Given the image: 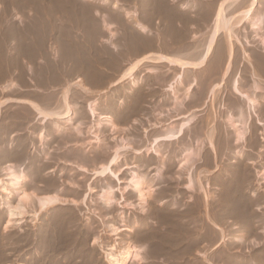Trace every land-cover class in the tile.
Segmentation results:
<instances>
[{"label": "rangeland", "instance_id": "374dc122", "mask_svg": "<svg viewBox=\"0 0 264 264\" xmlns=\"http://www.w3.org/2000/svg\"><path fill=\"white\" fill-rule=\"evenodd\" d=\"M223 1L225 0H106L104 2L103 0H0V153L3 154H0V179L4 177H2V169L5 165H19L22 166L28 177L27 182L23 185L24 191L28 193L34 190L36 192L37 189L38 192L36 194L39 196L46 195L47 193L55 194L61 198V203L52 206L46 212L40 213L35 224L30 223L29 219L26 218V222L21 224L19 228H9L8 231H4L6 215L4 208L0 207V264H40L44 260L46 261L43 264H106L101 249L96 245L98 242L95 243V241L99 240V243L104 246L112 244L114 241L112 239L113 236L110 235L111 227L123 229L118 234L117 243L132 244L143 251L145 258L141 263L131 261L128 264H242L240 261L242 257L240 255H255L258 251L260 252L264 249L262 237V232L264 231V183L260 186L257 185L256 182H262L263 177L260 176L257 180L254 176L255 170L258 171V175L259 173H264V148L260 150L259 148H255L254 152H252V149L246 147L248 146L246 145L243 150L244 154H248V151H251L252 157H254V163L246 166L252 167L251 173L252 175L254 174L252 179H255V183L253 181V185L250 187L251 190L246 192V194L249 197L250 194L256 193L252 199H256L257 197L261 199L253 204L255 212H252L254 220L251 230L242 229L238 218L235 219L231 216L228 218L223 217V219L222 217H218L210 207L208 209L205 208V211L203 209L204 198L202 193L187 192L184 189L185 186H183L186 184V181L184 182L185 174H182L178 180V174L176 173L178 170L177 166L182 161L181 151L183 150L180 148H186L182 145L187 144L186 146L192 149L196 146V138H203L204 132L211 128L215 134L222 135L226 131L224 129L226 128L224 120L227 114L230 113L234 116L232 110L235 103H238V99L228 86H223L218 90V83L220 81L213 78L217 75L212 76L217 71H215L217 69L215 67H218V70L222 71L223 59L225 60L223 58L224 54L222 53L221 56L223 63H219L222 67L218 66V63H215L216 66H214V59L210 58V62L213 63V65L210 64L212 68H210V72L206 69L209 60L202 70L191 69V71L187 70L185 72L189 74L186 75L190 76L191 79L192 77L197 79L195 81L198 86L196 85L190 92L193 100H191L192 98L190 101L187 100L182 106V109L186 107L185 110L180 109L179 114L171 109L173 105L170 104L171 97L164 91L166 83L171 81L180 72L178 68L167 67L165 63L153 64L143 62L132 75L134 85L132 81L127 80L114 85L121 77L120 73H123L131 63L151 52L150 46L155 42L154 36L156 34L163 35V41L169 42L167 43L169 45L166 44L165 48L169 46L170 48L173 47L172 49H177L182 45H179L180 43L185 44L186 39L187 41L191 40L192 37L190 35H192L194 40L192 39V43H188V47L190 45L189 48H192V45L200 42L201 45L199 43L198 45L202 48L200 49L199 47V49L201 52H204L202 50L205 44L203 40L210 33V23L213 15L209 14L205 18L203 16L207 15L208 11V13L212 12ZM247 1L245 0L239 11L235 13L231 12L230 15H238L242 10L246 9L248 6L246 4L248 3ZM159 3L162 7L156 6ZM155 6L156 9L157 7L163 8L162 11L160 9L158 10L161 12L152 10ZM166 11H169L171 14ZM126 13H134L135 19H130ZM153 13H157L158 15ZM161 14H164V16L170 14L169 16L176 19L174 21L173 18L169 16L165 18L163 15L160 17L159 15ZM198 14L200 17H198ZM182 16H185V19ZM167 18L171 20L168 22ZM186 18H193V23L191 21L184 22V20H187ZM201 20H203V23L204 20L207 21L203 24ZM136 23L144 26L146 32H141L136 27ZM199 23L206 26L204 28L200 27ZM185 26H187V29L182 28ZM189 26L193 29L189 30ZM196 26L200 28L198 30L197 28L194 29ZM173 27L176 29L173 30ZM242 27L247 31L246 25H242ZM197 37L200 38L198 39ZM166 38L173 41L170 43ZM182 38H186L184 39L185 41ZM254 38H251L250 44L257 46L256 42L258 43V41H253ZM174 40L176 42L181 41L175 45ZM223 40L224 37L219 40L221 43L218 42L222 50L224 49ZM240 41L242 42V40ZM132 44L134 46H131ZM135 44H137L141 51L136 49ZM143 46L145 50L142 48ZM128 49L132 51H128ZM256 50L254 47H249L248 45L240 47L234 44L235 62L229 80L234 75L237 76L242 84L241 90L243 89V91L247 89L250 81L247 77L248 73L245 74L244 72L245 70L248 71V65L241 57L248 55L249 57L258 58L260 54H264ZM130 51L134 52L133 54L131 53L132 56L128 55ZM254 55L258 56L255 57ZM124 56L129 59L127 58L126 60ZM116 58L120 60L119 63L116 62L118 61ZM121 58H124V63H122ZM112 59L113 61H111ZM117 63L119 65L122 64L119 66ZM116 66H119L120 69ZM203 72H206L209 74L208 77H211V80L207 78V83L213 80L214 83H210L212 86L209 83L207 84L208 86L206 85L204 77V80H201ZM97 73L100 75V80H104L101 82L98 76V80L101 83H97L98 80H95L97 79ZM101 73L104 76L106 75V78ZM165 74L167 80H165L166 77H164V80L166 82L162 79ZM194 74H197V78ZM198 75L201 76L198 78ZM159 77L165 84L159 80ZM155 78L161 84L158 81L156 82ZM188 79L189 77L187 81ZM191 79L189 80L191 81ZM198 79L201 81L199 82ZM77 80L83 83V86L88 90L87 94L75 86L74 83ZM184 82L183 85L187 87L185 84L188 83ZM201 82L205 83L206 86ZM9 83H13L15 88L13 87L9 91L4 90ZM202 87L204 88L202 89ZM212 87L214 90L212 96H210L208 90ZM181 88V91H184V88ZM63 91L68 92L67 97L68 101H70V106L72 108L76 107V111L79 112L76 116L77 112L74 111L75 108L73 109L76 113L74 115L76 119H73L72 123L80 124L82 122V125L85 126L92 124L90 123L91 118L88 116L85 108L90 101L94 102L97 99L96 103L98 105L96 106L98 107H96V111L100 112L101 115L109 116L113 126L117 127V130H114L116 133L112 132L114 133L112 134L109 131L111 130L110 127L101 126L99 132L103 135V139L100 138L105 142L104 145L101 144L100 146L99 143H91V141H94V138L92 139L90 136L84 139L76 138L78 141L80 139L79 143L74 138L72 140L67 130L71 132L69 128L76 124L68 126L67 123L64 124L61 120L59 122L57 119H50L41 123L40 119H35L36 112L31 111L32 109L29 108L28 104L35 103L41 108L45 104V107L48 105L46 109L56 108L57 103H60ZM256 96L255 101L258 102L257 114L261 115L260 121L264 124V88ZM136 103L139 104L141 109L134 107ZM168 107H171V110ZM131 109H134L135 112ZM168 110L174 114L168 112ZM158 112L163 116L159 115ZM186 114L192 115L191 119L194 120H191L185 134L178 141L162 142L159 146L160 149L158 148V151L162 150L159 152L162 154V156H158L159 159L157 156L151 154L149 149L151 148V140L154 137L152 135L155 133L156 136L158 135L157 132H161L160 129L153 127L157 123V126L161 127L166 125H174L176 127L186 120L185 117H182L186 116ZM118 116H120L119 119L117 118ZM255 122L256 119L253 118L251 122L253 124H251L253 137L258 139L260 145H264V127L257 126ZM55 123L57 125L62 124L61 127L64 125V127L68 126L69 128H63L56 132V128L52 125ZM14 124L15 126H13ZM228 131L232 133L229 128ZM38 133L45 135L46 142L43 146L40 143L38 144L39 140L36 135ZM65 134L70 137L69 139L72 142ZM59 135L62 139L66 137L67 140L65 139L64 142L63 140L60 141ZM119 137L126 140L127 144L129 142L130 148L119 153L122 159L119 158L120 162L116 166L117 168L115 167L117 171H120L117 176L118 181L110 176L93 179V176L90 174L91 171L107 163L112 151L116 148L114 140L115 138L120 139ZM59 141L64 145H59ZM67 142L75 144L71 154L68 151L72 147H67L69 145ZM55 144L59 145L58 148L54 146ZM204 145V152H209L210 148L206 142ZM102 146H107L106 150L99 151L98 147L101 148ZM59 150H64V153L59 154L57 152ZM231 150L234 152L235 148ZM257 151L261 155L259 160L256 155ZM81 152L82 154H80ZM22 155L25 156L21 157ZM74 155L75 157L76 155L79 156L77 157L79 160H74L76 159ZM50 156L53 158H49ZM83 158L85 162H79L83 161ZM230 160H237V158L231 154ZM217 164L218 160L217 162L215 160V163L212 165H205L200 162L196 164L193 173L202 171V168H204L205 171L200 172L202 175H205V179L214 178L218 174ZM78 166L85 167L88 173L78 171L76 168ZM159 170H161L163 180L159 182L155 181V185L152 186L155 197L153 196V199H151L150 196L147 199V207L145 205L143 209H140L136 194L128 183L130 174L141 175L145 177L146 182H151V179H156L155 175H157L156 172ZM177 180L179 183H177ZM106 184L114 188L116 198H119L121 196L120 193H123L124 202L120 204L121 207L124 206L123 208L115 205L106 208L99 202L97 197L100 194V190L106 187ZM147 188L145 187L142 190L147 192L149 190ZM89 189H92L94 192H89ZM17 191H11V197L8 199L10 205H15ZM206 192L210 196L208 203L210 205L215 204L217 201L215 197L217 192L216 186L211 183V185L207 186ZM85 193L89 194L88 198L81 203L82 196ZM1 197H4L2 193H0ZM173 199H175L174 203ZM172 204H174L173 208H171ZM53 213H57L55 214L56 216ZM164 213L166 215L173 213L174 217L177 216L175 218H179L180 216L182 222H187L186 224L183 222V224L190 229L180 234L170 232L162 219L165 216ZM182 215H184L183 218L181 217ZM69 216L72 217L69 218ZM57 217H60L59 221ZM61 217H64V219ZM215 225L223 230L224 236H219L220 231ZM191 227L195 228L191 229ZM24 237L31 240H25ZM49 237L51 238L49 239ZM61 238H63V241L59 240ZM37 239L39 241L41 239V241L38 242ZM52 239L56 241L53 243ZM57 239L61 242L58 243ZM236 239H241L242 246L234 242ZM42 241L45 245H43ZM252 241L259 246L253 245ZM24 243L26 244L24 245ZM55 246L59 252L56 251ZM58 246L60 249H58ZM39 247L40 249H37ZM43 247L46 251L43 250ZM248 248L250 249V254L245 253ZM43 255H45L46 259ZM41 260L43 261L41 262Z\"/></svg>", "mask_w": 264, "mask_h": 264}, {"label": "bare ground", "instance_id": "6f19581e", "mask_svg": "<svg viewBox=\"0 0 264 264\" xmlns=\"http://www.w3.org/2000/svg\"><path fill=\"white\" fill-rule=\"evenodd\" d=\"M84 1H94V0H84ZM104 1H106V0H103V2ZM155 1V0H154ZM230 2V5H232V4H237V6L235 7L234 5V8L233 9H231V11H229L228 10V7H224V5H223V3H224V1L223 2H221L218 6H216L213 10H212V12H210V13H208L207 12V15L205 16H203V18H205V17H207L209 14H212L213 16H212V19H211V23H210V34L208 35V37L205 39V40H203V42L204 43H206V45H205V47L202 49L204 52H201L200 51V49L202 48L201 46H199L198 45V43L200 44V42H197V44H194V45H192L191 47L192 48H189L190 47V45H189V49L188 50H190V51H187L186 49H185V51L187 52L186 54H183V55H181V52H180V50L181 51H184V45L186 44H184L183 45V43H180V41L181 40H179V41H177L178 42V44L179 45H181V46H177L178 48L177 49H172L173 50V52H176L177 54L179 53V57H183V58H189L190 60L192 59V61L193 60H195V61H193V62H189V63H192V64H188V63H185L186 61L183 59V61H185V62H182L181 61V58H178L177 56L178 55H176V56H174V57H176V58H173V57H168V56H164V54L163 53H159V49L158 48H161V49H163V50H168V49H170L169 48V46H168V49H164L165 48V46H166V44L167 43H169V42H165V41H163V40H161L162 39V37H161V35L160 34H156L155 36H156V40H155V42H153V44L150 46L151 47V50H153L152 49V47H154V48H157L158 49V53L156 52V53H154L155 51H152L153 53H148V54H145L144 56H142L140 59H137L136 61H134L133 63H131L130 65H129V67H127L124 71H123V73H120L121 74V77L114 83V85H116V84H118L119 82H121V81H125V80H127V81H132V83H133V85L135 84L134 83V78L132 77V75L136 72V70H138V66L140 65V64H142L143 62H149V63H153V64H162V63H165L166 65H167V67L169 66V67H171V66H175V65H177V67H178V69H179V73L174 77V78H172L171 79V81H169V82H167L166 83V88H165V92H167L169 95H170V97H171V103L170 104H173L172 105V108L171 109H173L174 111H175V113L176 112H178V114L180 113V109H182V106H183V104L187 101V100H189L190 101V99L191 100H193V96L191 97V94H190V92L192 91V89H194V87L197 85L198 86V84L196 83V81L195 80H197V79H195V78H193L192 77V75H191V77H192V79L190 78V76H187V75H189L188 73H185V72H187V67H190L191 69H197V68H201L200 70H202L203 69V67L207 64V61L209 62V67L208 68H211L210 67V64L211 65H213V63H214V66H216L215 65V63H223L222 62V59L223 58H225V60L223 59V61H224V63L222 64V66L219 64L218 66H220V67H222L221 69H222V71H220V70H218V67H215V68H217V69H215V71H216V73H213L212 74V76H215V75H217L216 77H218V78H216V77H213L214 79H219V83H218V90L221 88V87H223V86H228L229 88H230V90L233 92V94L236 96V98L238 99V103L236 104L235 103V105H234V107H233V110H232V114L234 115V116H232L230 113H228L227 114V116H226V118H225V123H226V128H224V129H226V131H224V133H222V135L220 134H215L214 133V130L211 128V129H209V130H206V132H204L205 134H204V137L203 138H196V146H194L192 149H191V147H187L186 145H182L183 147L185 146L186 148H182L181 146V150H183V151H181L182 152V158H181V163H179V165L177 166V171H176V173L178 174H175V175H177V177H178V180H179V177L182 175V174H185V180H184V182L186 183H184L185 185H183V186H185L184 187V189L187 191V192H190V193H202V196H203V198H204V208L203 209H205V208H212V210H214L215 211V213L218 215V217H234L235 219L236 218H238V220L240 221V223H241V226H242V229L243 228H245V230H248V229H252L251 228V226H252V224H253V216H252V212H255V210H253V204H255L257 201H259V200H261L260 198H256V199H252V197L256 194H250L249 195V197L247 196V194H246V192H248L249 190H251L250 189V187H252V185H253V181L255 180V179H257L258 180V177L260 178V176H262L261 178L263 179V181L262 182H256L257 183V185H261V184H263L264 183V173H262V174H260L259 173V175L257 174L258 173V171L257 170H255V179L253 180L252 179V173H251V170H253L252 169V167H248L249 165H252L253 163H254V157H252V152H254L253 150L255 149V148H259V150L260 149H262V148H264V145H260L259 144V141H258V139H256L255 137H253V130H252V127H251V122H252V119L253 118H255L256 119V125L257 126H262V127H264V124L262 123V121H260V116L257 114V106H258V102L257 101H255V97H257L256 95H257V93H259V92H261L262 90H263V88H264V78H263V76H264V54L262 55V54H260L259 56L260 57H258V58H253V57H249L248 55H244L243 57H241V58H243V60H244V62H246L247 63V65H248V71H244L245 72V74H247L248 73V75H247V77L249 78V81H250V84L248 85V87H247V89L246 90H244L243 91V89L241 90V87H242V84H241V82L239 81V79H238V77L237 76H235L234 75V77H232L231 78V80H229L230 79V75L232 74V68H233V64H234V62H235V53H234V44H236V45H238V46H240V47H244L245 45H248L249 47L251 46V47H254L255 49H257V50H259V52H262V53H264V28H263V25H264V10H263V12L261 11H259L260 9H258V8H261V7H258V8H255V3H256V0H251V2H250V4H249V6L246 8V9H244V10H242L238 15H235L234 14V16H231L230 15V13L231 12H237V11H239V10H237V9H240V8H238V7H240L239 5L242 3L240 0H229ZM243 1V0H242ZM244 2H245V0H244ZM243 2V3H244ZM158 3V2H157ZM226 3V2H225ZM224 3V4H225ZM153 4H154V2H153ZM155 4H156V2H155ZM163 5V4H162ZM156 6H160V3H159V5L157 4ZM156 6L152 9V10H158V9H160L161 11H162V9L163 8H160V7H162V6H160L159 8L157 7V9H156ZM212 6V5H211ZM243 6V5H242ZM242 6H241V8H242ZM246 6V5H245ZM263 6V5H262ZM167 7V6H166ZM165 8V7H164ZM213 8V7H212ZM211 8V9H212ZM211 9H209V10H211ZM167 10V9H166ZM206 10V9H205ZM159 11V10H158ZM156 11L157 13H159V12H161V11ZM165 12V11H164ZM166 12H168V13H170L169 11H166ZM176 12V11H175ZM203 12V11H202ZM157 13H153V14H155V15H158ZM204 13H205V11H204ZM204 13H202V14H204ZM160 14V13H159ZM171 14V13H170ZM170 14H168V16L170 15ZM183 14V13H182ZM187 14V13H186ZM186 14H184V15H186ZM126 15L130 18V19H132V20H134L135 19V14L134 13H126ZM164 16V14H161V15H159L160 17L161 16ZM166 15V14H165ZM168 16H164L165 18L166 17H168ZM174 16V15H173ZM180 16V15H179ZM188 16V15H187ZM154 17V16H153ZM170 18H173L172 16H169ZM174 17H176V16H174ZM183 17V16H182ZM181 17V18H182ZM198 17H200V15L198 14ZM202 17V16H201ZM163 18V17H162ZM164 18V19H165ZM184 19H185V16L183 17ZM202 18V19H203ZM174 19V21H175V19L176 18H173ZM183 19V20H184ZM187 19V18H186ZM198 19V18H197ZM167 20H168V18H167ZM167 20H165V21H167ZM171 20V19H170ZM170 20H168V22L170 21ZM193 18L192 19H187L186 21L184 20V22H186L187 23V21H191L192 23H193ZM196 20V19H195ZM173 21V20H172ZM173 21V22H174ZM179 21H181V20H179ZM198 21V20H197ZM207 21V20H206ZM205 20H204V23L206 22ZM103 22H104V20H103ZM176 23V22H175ZM191 23V24H192ZM201 23H203V20H201ZM203 23V24H204ZM243 23H248L249 24V28H251L252 29V31H253V35H251L252 36V38H254L253 39V41H255V40H257L258 41V43L256 42V45L257 46H255V45H251L250 44V42H251V39H249L248 38V36L246 35L247 34V32L245 31V29H243L242 28V24ZM170 24H171V22H170ZM200 24V23H199ZM203 24H200V27H205ZM184 25H186V24H184ZM244 25V24H243ZM240 26H241V29H240ZM136 27H138V29L141 31V32H146V29H145V27L144 26H141L140 24H138V23H136ZM192 27V26H191ZM199 26H196V27H194V29L195 28H197V30L200 28ZM174 28V27H173ZM182 28H185V29H187V26H185V27H182ZM189 28H190V26H189ZM176 28H174L173 30H175ZM191 29H193V28H190L189 30H191ZM242 29L244 30V32H246V34L245 33H241L239 30H241L242 31ZM171 30V29H170ZM169 30V31H170ZM179 30V29H178ZM181 31H183L182 29H180ZM188 30V31H189ZM180 31V32H181ZM251 31V30H250ZM185 32H186V30H185ZM168 33H170V32H168ZM172 33V32H171ZM175 33H177V32H175ZM187 33V32H186ZM167 34V33H166ZM173 34V33H172ZM171 34V35H172ZM182 34V33H181ZM154 36V37H155ZM158 36L159 37H161V41L160 40H158L157 38H158ZM163 36V35H162ZM173 36V35H172ZM175 36V35H174ZM176 36H178V35H176ZM185 36H187V35H185ZM184 36V37H185ZM192 38H191V41H192V39L194 38L192 35H190ZM109 37V36H108ZM112 37V36H111ZM166 37V36H165ZM168 37V36H167ZM188 37V36H187ZM186 37V38H187ZM223 37H224V40L222 41V43H223V47H224V50L222 51V52H220L221 53V56H222V53L224 54V56H223V58L220 56H218V57H216V58H213L214 59V62H213V60H211L213 63H211L210 62V58L212 59V45L214 44V43H216L215 42V40H217V39H223ZM172 38V37H171ZM175 38V37H174ZM173 38V39H174ZM178 38V37H177ZM186 38H182L183 39V41H185L184 39H186ZM111 39V38H110ZM109 39V40H110ZM163 39H164V36H163ZM166 39H168V41H170L171 39H169V38H166ZM207 39H208V42H205V41H207ZM154 40V39H153ZM178 40V39H177ZM190 40V39H189ZM194 40V39H193ZM218 40V41H219ZM240 40H242V42L240 41ZM167 41V40H166ZM173 41V40H172ZM172 41H170V43L172 42ZM186 41H187V39H186ZM175 42V43H174ZM174 44L175 45H177V42L174 40ZM89 43V42H88ZM132 43H134V42H132ZM151 43V42H150ZM191 43V42H190ZM189 43V44H190ZM201 43H202V41H201ZM203 43V44H204ZM219 43H221V42H219ZM246 43V44H245ZM91 44V43H90ZM131 44V43H130ZM130 44H129V46H130ZM173 44V45H174ZM167 45H169V44H167ZM171 45V44H170ZM186 45H188V43L186 44ZM185 45V46H186ZM201 45V44H200ZM215 45V44H214ZM219 45V44H218ZM218 45H215V46H218ZM131 46H134V44H132ZM135 46L137 47L136 49H138L139 50V48H138V46H137V44H135ZM204 46V45H203ZM115 47V46H114ZM187 47V46H186ZM199 47H200V49H199ZM221 47V46H220ZM129 48V47H128ZM142 48H144V46L142 47ZM214 48H216L217 49V47H214ZM222 48V47H221ZM126 49H127V45H126ZM132 49V48H131ZM131 49H128V51L129 50H131ZM147 49V48H146ZM215 49V50H216ZM220 48H218V50H219ZM135 50V49H134ZM143 50V49H142ZM144 50H145V48H144ZM155 50V49H154ZM221 50V49H220ZM256 50V51H257ZM127 51V50H126ZM132 51V50H131ZM130 51V54H128V55H130V56H132V54L134 53H132ZM137 51V50H136ZM139 51H141V50H139ZM139 51H137V52H139ZM161 51V50H160ZM163 52V51H162ZM164 52H166V51H164ZM167 52H170V50H168ZM172 52V51H171ZM199 52H201L200 54H199ZM128 53V52H127ZM132 53V54H131ZM220 53H218V54H220ZM137 54V53H136ZM136 54H135V56H136ZM163 54V55H162ZM172 54V53H171ZM217 54V53H216ZM217 54V55H218ZM127 55V56H128ZM262 55V56H261ZM255 56V55H254ZM256 56H258V55H256ZM255 56V57H256ZM114 57H116V56H114ZM118 57H120V56H118ZM125 57V56H124ZM126 58V57H125ZM128 58V57H127ZM127 58H126V60H127ZM115 59V58H114ZM117 59V58H116ZM124 58H121V60H122V63H124L123 61H125V60H123ZM129 59V58H128ZM118 60V59H117ZM215 60H216V62H215ZM237 60V59H236ZM111 61H113V59L111 60ZM115 61V60H114ZM218 61V62H217ZM116 62H120V60H118V61H116ZM237 62V61H236ZM114 63V62H113ZM117 63V65H119ZM121 63V64H122ZM126 63V62H125ZM78 64V63H77ZM89 64H91V63H89ZM116 64V63H115ZM120 64V65H121ZM236 64V63H235ZM119 65V66H120ZM207 65V66H208ZM93 66V65H92ZM119 66H116L117 68H119ZM213 66V67H214ZM85 67V66H84ZM219 67V68H220ZM86 69V68H85ZM95 69V68H94ZM101 69V68H100ZM120 69V68H119ZM212 69V68H211ZM211 69H209V70H211ZM250 69V70H249ZM89 70V69H88ZM91 71V70H90ZM94 71V70H93ZM101 71V70H100ZM212 71H214V70H212ZM96 72H98V71H96ZM157 72V71H156ZM155 72V73H156ZM202 72V71H201ZM95 73V72H94ZM94 73H92V74H94ZM100 73V72H99ZM153 73V72H152ZM154 73V74H155ZM102 74V73H101ZM153 74V75H154ZM162 74V73H161ZM187 74V75H186ZM199 74H200V72H199ZM103 75V74H102ZM164 75V74H163ZM195 75V77L197 78V74H194ZM193 75V76H194ZM201 75H203L202 77H201V80L203 81L204 80V78H205V83H206V85L209 83V85H210V83L211 82H213V80L212 81H209L208 83H207V78L208 79H210L211 77H208L209 76V74H207L206 72H203ZM201 75H198V78H199V76H201ZM98 76H99V80H100V75L97 73V79H95V80H98ZM104 76V75H103ZM106 76V75H105ZM104 76V77H105ZM156 76H158V75H156ZM159 76H160V74H159ZM102 77V76H101ZM104 77H102V78H104ZM162 77V76H161ZM164 77H166V74H165V76H163V80H164ZM189 77V79H191V81L188 79V81H187V78ZM204 77V78H203ZM263 79H262V78ZM91 78V77H90ZM94 78V77H93ZM106 78V77H105ZM104 78V79H105ZM153 78V77H152ZM156 78H158V77H156ZM155 78V80H156V82L158 81L159 82V80H161V78L158 80V79H156ZM203 78V79H202ZM186 79V80H185ZM99 80L97 81V83L99 82ZM163 80H161V82H164L165 80H167V77L165 78V80L163 81ZM184 80H185V82H187L188 84H185V85H187V87H185L184 85H183V82H184ZM199 80V79H198ZM201 80H199V82L201 81ZM211 80V79H210ZM248 80V79H247ZM246 80V81H247ZM101 81V80H100ZM102 81H104L103 79H102ZM101 81V82H102ZM215 81V80H214ZM245 81V80H244ZM11 82V81H10ZM101 82H99V83H101ZM166 82V81H165ZM165 82H164V84H165ZM184 82V83H185ZM190 82V83H189ZM198 82V83H199ZM82 82L80 81V80H77L76 81V83H74L75 84V86L76 87H78L80 90L82 89L83 90V92H86V94H87V89L83 86V83L81 84ZM160 83V82H159ZM158 83V84H159ZM201 83H203V82H201ZM205 83H203V85H205ZM214 83V82H213ZM106 84V83H105ZM161 84V83H160ZM163 84V85H164ZM94 85V84H93ZM98 85V84H97ZM101 85V84H100ZM200 85V84H199ZM205 85V86H206ZM244 85V84H243ZM99 86V85H98ZM208 86V85H207ZM210 86H212V85H210ZM15 88V86L13 85V83H9L7 86H6V88L4 89V90H8L9 91V89H11V88ZM181 87H185L184 88V91H181ZM201 87V86H200ZM181 88V89H180ZM204 87H202V89H203ZM67 90V89H66ZM213 87L211 88V89H209L208 90V92H209V95L210 96H212V94H213ZM3 91V90H2ZM1 91V92H2ZM93 91V90H92ZM91 92V91H90ZM89 92V93H90ZM67 94H68V92L67 91H63V94L61 95V97H60V103H57L58 105H57V107L56 108H53L52 107V109H46V108H48V105H46L47 107H45V104L44 105H42V107L44 106L45 107V109H44V107L43 108H41V107H39V105H36L35 103H29L28 105H29V108L30 109H32L31 111H33V112H36V115H35V119H40L41 121V123H44V122H46V121H48V120H50V119H57V120H59V122H60V120H61V122H63L64 124H66L67 123V125L68 126H71V124H72V121H73V119H74V115L76 114L74 111H76V107H74V105H72L74 108H75V110L73 111V109L74 108H72L70 105L71 104H69L70 103V101H68V97H67ZM84 94V93H83ZM190 94V95H189ZM90 95V94H89ZM167 95V94H166ZM201 95V94H200ZM52 96V95H51ZM69 96V95H68ZM87 96V95H86ZM85 96V97H86ZM169 97V98H170ZM211 98V97H210ZM97 100V99H96ZM96 100L94 101V102H89L88 104H87V106H86V110H87V112H88V114L90 115V117H95L96 116V114L98 115V114H100V117L98 116V122L97 123H99L100 122V124H101V122H104V124H106L107 125V127H110L111 128V130H109V131H111V133L112 132H114V130H117L116 128L117 127H114L113 126V124H112V120L109 118V117H107V116H103V115H101V113L99 112V113H96V107H98V106H96ZM116 100V99H115ZM11 101V100H10ZM24 101V100H23ZM58 101V100H57ZM118 101V100H117ZM189 101H188V103H189ZM25 102V101H24ZM23 102V103H24ZM59 102V101H58ZM113 102V101H112ZM212 102V101H211ZM236 102H237V100H236ZM193 103V102H192ZM27 106V105H26ZM41 106V105H40ZM120 106H121V104H120ZM124 106V105H123ZM184 106H187V105H184ZM134 107H136L137 109H139L140 107H139V104L138 103H136L135 104V106ZM108 108V107H107ZM169 108V107H168ZM169 108V109H170ZM185 108L186 107H184V109H182V110H185ZM141 109V108H140ZM170 109V110H171ZM108 110V109H107ZM132 110V109H131ZM176 110H178V111H176ZM132 111H134V109L132 110ZM140 111V110H139ZM77 112V114H76V116L78 115V111H76ZM135 112V111H134ZM164 112V111H163ZM168 112H171V111H169L168 110ZM182 112V111H181ZM17 113V112H16ZM19 113V112H18ZM137 113V112H136ZM171 113H173V112H171ZM170 113V114H171ZM261 113H263V112H261ZM22 114V113H21ZM81 114V113H80ZM158 114H159V112H158ZM161 114V113H160ZM159 114V115H160ZM174 114V113H173ZM162 115V114H161ZM76 116H75V118H76ZM163 116V115H162ZM192 115H187L186 114V116H182V117H185V121L184 122H182L181 124H178L176 127L174 126V125H166V126H164V127H161V126H157L158 125V123H157V125L156 126H154L153 128H157V129H160L161 130V132H157L158 133V135H156L155 136V133H154V135H152V136H154L153 138H152V140H151V143H150V145H151V148L149 149V151H150V153L151 154H153L154 156H157V158L159 159V157H160V155L162 156V154H160L159 152H161V151H158V148H159V146H160V144L162 143V142H173V141H178L179 139H180V137L181 136H183V134H185V131H186V129H188L187 127L188 126H190L189 124L191 123V120H194V119H191L192 117H191ZM263 116V115H262ZM15 117V116H14ZM97 117V116H96ZM119 117L120 116H118L117 118L119 119ZM180 118V117H179ZM10 119V118H9ZM118 119H117V121H118ZM122 119V118H121ZM120 119V120H121ZM14 120V119H13ZM93 120V119H92ZM119 120V121H120ZM10 121H11V119H10ZM17 121V120H16ZM26 121V120H25ZM94 121V120H93ZM116 121V122H117ZM55 122V121H54ZM58 122V121H57ZM56 122V123H57ZM92 122V121H91ZM95 122V121H94ZM114 122V121H113ZM17 123V122H16ZM52 124L55 128H56V132H58L57 130H62L63 128H67L68 126H66V127H64V125H63V127H61L62 126V124L61 125H57V124ZM96 123V122H95ZM118 123V122H117ZM224 123V124H225ZM60 124V123H59ZM81 124V125H80ZM80 124L78 123V124H74L75 126H73V128H72V132L73 133H75L76 135L75 136H77L78 135V137L80 136V135H82V133L84 132V133H86L85 131H84V127L82 126V122H80ZM93 124L94 123H92V126H93ZM99 124V125H100ZM103 124V123H102ZM115 124V123H114ZM168 124V123H167ZM97 126H95L94 128H95V131L94 132H92V131H90V129L91 128H93V127H91V128H88V127H86V129L88 128L89 129V131L88 130H86L87 131V134L90 136L91 135V137H93L92 139L95 141V143H101L102 142V144H103V141H102V136H101V138L99 137L101 134H99V136H97L98 134H96V130L98 129L99 131H100V127L98 128V124H96ZM253 125V124H252ZM13 126H15V124L13 125ZM22 126V125H21ZM91 125H89V127H90ZM103 126V125H102ZM53 127V128H54ZM16 128V127H15ZM54 128V129H55ZM69 128V127H68ZM71 128H69L70 130H71ZM84 128V129H83ZM228 128L230 129V131H232V133H229V131H228ZM253 128H255L256 129V127L255 126H253ZM91 130H93V129H91ZM151 130H152V128H151ZM257 130V129H256ZM256 130H254V131H256ZM99 131H98V133H99ZM55 132V134H57ZM67 132H69L70 133V131H68L67 130ZM66 132V133H67ZM72 132H71V134H72ZM91 132V133H90ZM62 133V132H61ZM64 133V132H63ZM90 133V134H89ZM114 133H116V132H114ZM114 133H112V134H114ZM18 134V133H17ZM20 134V133H19ZM45 134V133H44ZM59 134H60V132H59ZM87 134H85L84 136L87 138V137H89ZM124 134V133H123ZM161 134V135H160ZM37 135V138H38V144L40 143L41 144V146H43V144L46 142L45 141V135H42V133H38V134H36ZM61 135V134H60ZM59 135V136H60ZM66 135V134H65ZM87 135V136H86ZM58 136V137H59ZM62 136V135H61ZM61 136H60V138H61ZM67 136V135H66ZM73 136V135H72ZM4 137V136H3ZM64 137V136H63ZM70 137H71V135H70ZM69 136H67V138L69 139L70 138ZM74 137V136H73ZM81 137V136H80ZM79 137V138H80ZM60 138H59V140H60ZM82 138L84 139V137L82 136ZM117 138V137H116ZM120 138V137H119ZM50 139V138H49ZM52 139V138H51ZM65 139H66V137H65ZM65 139H62L61 138V140L60 141H62L63 140V142H64V140ZM72 140H73V138H71ZM71 139H69V140H71ZM74 139H76L75 137H74ZM81 139V138H80ZM80 139H79V141H80ZM91 139V140H92ZM114 139V138H113ZM47 140V139H46ZM57 140V139H56ZM67 140V139H66ZM72 140H71V142H72ZM116 140V139H115ZM114 140V141H115ZM58 141V140H57ZM59 141V142H60ZM75 141H78L77 139L75 140ZM79 141H78V143H79ZM87 141H88V139H87ZM86 141V142H87ZM62 142V143H63ZM68 142H70V141H68ZM67 142V143H68ZM205 142L207 143V146L210 148V151L209 152H204V144H205ZM23 143H24V141H23ZM22 143V144H23ZM81 143V142H80ZM58 144V143H57ZM56 144V146L58 147L59 145H62L61 144V142H60V144L59 145H57ZM69 144V143H68ZM68 144H65V145H68ZM71 144V143H70ZM69 144V145H70ZM105 144V143H104ZM128 144L130 145V143L128 142ZM127 144V142H126V140H124V139H122V138H120V139H118L117 140V146H116V148L114 149V151H112V154H111V157L108 159V161H107V163L105 164V165H101V166H99V167H97L95 170H92L91 171V175L93 176V179L94 178H96V177H98V178H102V177H106V176H110L111 178H113V179H115L116 181H118V178H117V176L119 175V173H120V171H117V167L116 166H118V164H119V162H120V159L119 158H121L122 159V157L120 156V152H122V151H124V150H126V149H129L130 148V146ZM4 145V144H3ZM64 145V144H63ZM62 145V146H63ZM72 145H73V143H72ZM246 145H248V146H246ZM6 146V145H5ZM74 146H75V144H74ZM73 146V147H74ZM98 146H99V144H98ZM101 146V145H100ZM99 146V147H100ZM245 146L246 147H249L250 149H252L251 151H248L249 153L248 154H244L243 153V150H244V148H245ZM98 147V148H99ZM61 148V147H60ZM92 148V147H91ZM232 148H235V151L233 152L231 149ZM160 149V148H159ZM162 149V148H161ZM179 149V150H180ZM19 150V149H18ZM73 152V151H72ZM180 152V153H181ZM4 153V152H3ZM20 153V152H19ZM19 153H17V155H19ZM75 153V152H74ZM106 153V152H105ZM174 153H175V151H174ZM173 153V154H174ZM0 154H2V153H0ZM21 154H24V153H21ZM79 154V153H78ZM80 154H82V152L80 153ZM231 154L232 155H234L236 158H237V160H230V157H231ZM3 155V154H2ZM256 155H257V159L259 160V158H261V155H259L258 154V151L256 152ZM6 156V155H5ZM13 156H15V155H13ZM20 156V155H19ZM23 156H25V155H22L21 157H23ZM65 156V155H64ZM68 156V155H67ZM73 156V155H72ZM83 156V155H82ZM159 156V157H158ZM255 156V155H254ZM16 157H18V156H16ZM68 157H70V156H68ZM67 157V158H68ZM77 157H79V156H77L76 155V157H75V155H74V158H76V159H74V160H79V159H77ZM12 158V157H11ZM25 158V157H24ZM47 158V157H46ZM49 158H51V156L49 157ZM53 158V157H52ZM51 158V159H52ZM256 158V157H255ZM24 160V159H23ZM54 160V159H53ZM81 160V159H80ZM165 160V159H164ZM215 160H216V162H217V160H218V164L216 165V167H217V171H218V174H217V176L215 177L214 176V178H209V179H205V175H202L201 174V172H203V171H205V169L204 168H202L203 170L200 172H197V173H193V171H194V168H195V166H196V164H198V163H204L205 165H212V164H214L215 163ZM20 161V160H19ZM22 161V160H21ZM159 161V160H158ZM246 161V162H245ZM79 162H81V163H83V162H85L84 161V158H83V161H79ZM179 162H180V160H179ZM87 164V163H86ZM246 165H248V166H246ZM3 167V166H2ZM116 167V168H115ZM210 167V166H209ZM77 168V170L78 171H80V172H83V173H88V170L87 169H85V167H80V166H78V167H76ZM115 168V169H114ZM197 168V167H196ZM3 172H2V177L3 178H1L0 179V193H2L3 195H4V197L2 198H0V207H2V208H4V213H5V215H6V221H5V226H4V231H8V229L9 228H13V227H15V228H19V226L21 225V224H23L24 222H26V218H28L29 220V222L30 223H32V224H35L36 222H37V219H38V217H39V214L40 213H43V212H46L49 208H51L52 206H54V205H56V204H59V203H61V198H59L57 195H55V194H47L46 193V195L44 194V195H41V196H39V195H37L36 194V192H38V190L36 189V192L33 190V191H31V192H26V191H24V183L25 182H27V180H28V177L26 176L27 174H26V172H25V170L22 168V166H19V165H14V164H7V165H5L4 167H3ZM119 170V169H118ZM162 170V169H161ZM161 170H159V171H157L156 173H157V175H155L156 176V179H151V182H146L145 181V177H143V176H141V175H135V174H130V180H129V184L131 185V187H132V190L134 191V193L136 194V197H137V202H138V205L140 206V209H143V206H145L146 204H147V199L151 196V199H153V196L155 197V195H154V190L152 189V186L153 185H155V181H161V180H163L162 178V176H161ZM166 170V169H165ZM206 172H207V170H206ZM207 175V174H206ZM172 176V175H171ZM174 176V175H173ZM32 178V177H31ZM175 178V177H174ZM171 179V178H170ZM177 179V178H176ZM172 180H173V178H172ZM178 180H177V183H179L178 182ZM165 181V180H164ZM205 182V183H204ZM157 183V182H156ZM211 183L212 184H214L215 186H216V190H217V192H216V195H215V197H216V203L215 204H213V205H210L209 203H208V201H210V196H209V194L206 192V189H207V186H209V185H211ZM254 183H255V181H254ZM255 185V184H254ZM256 185V186H257ZM106 187L104 188V189H102V190H100V194L98 195V200H99V202L102 204V206H104V207H106V208H108V207H111V206H113V205H115V206H118L119 208H123V207H121L120 206V204H121V202L123 203L124 202V199H123V193H120V197L119 198H116L115 197V195H114V188L113 187H111V186H108V184H106L105 185ZM258 186V187H259ZM149 188V190H148V188H147V192H144L142 189L143 188ZM150 187H151V189H150ZM257 187V188H258ZM49 188V187H48ZM210 189V188H209ZM18 190V191H17ZM11 191H17V195H16V202H15V205H10L9 203H10V201L8 200L11 196ZM253 191H255V190H253ZM89 192H94L92 189H89ZM252 193V192H251ZM89 195V194H88ZM88 195L85 193L83 196H82V199H81V203H83L84 201H85V199L86 198H88ZM212 196V195H211ZM259 196V195H258ZM262 196V195H261ZM159 197V196H158ZM264 197V196H263ZM255 198V197H254ZM212 200V199H211ZM173 201V203H174V201H175V199H173L172 200ZM149 202V201H148ZM202 202V203H203ZM137 205V206H138ZM101 206V205H100ZM101 206V207H102ZM173 206H174V204H172V206H171V208H173ZM257 206V205H256ZM146 207H147V205H146ZM256 208H258V207H256ZM193 209V208H192ZM205 211H206V209H205ZM209 211V210H208ZM190 213V212H189ZM206 213V212H205ZM212 213H213V211H212ZM54 214V213H53ZM55 214H57V213H55ZM54 214V215H55ZM165 214V213H164ZM173 214V213H172ZM171 213H168L167 215L165 214V216H164V218H162L163 220H164V222H165V224L168 226V229H169V231L171 232L172 231V233L173 232H175V233H183V232H185V231H187L188 229H190L188 226H186V225H184L183 224V222H185V221H183L182 222V219L180 218V216H179V218H175V217H177V216H175L174 217V215H172ZM184 214V213H183ZM254 214V213H253ZM56 216V215H55ZM58 216V215H57ZM160 216H161V214H160ZM183 216L184 215H182L181 217L183 218ZM186 216V215H185ZM204 216V215H203ZM70 217H72V216H69V218ZM120 217V216H119ZM162 217V216H161ZM212 217V216H211ZM61 218H63L64 219V217H61ZM120 218H122V217H120ZM195 218V217H194ZM49 219H50V217H49ZM52 219H54V218H52ZM55 219H56V217H55ZM57 219H58V221L60 220V217L58 218L57 217ZM189 219V218H188ZM224 219V218H223ZM234 219V220H235ZM51 220V219H50ZM65 220H66V218H65ZM64 220V221H65ZM72 220V219H71ZM220 220V219H219ZM222 220V219H221ZM237 220V221H238ZM49 221V220H48ZM187 221V220H186ZM56 222V221H55ZM63 222V221H62ZM193 222V221H192ZM196 222V221H195ZM222 222V221H221ZM236 222V221H235ZM162 223V222H161ZM187 222H185V224H186ZM189 223V222H188ZM191 223V222H190ZM47 224V223H46ZM49 224V223H48ZM53 224V223H52ZM163 224V223H162ZM224 224V223H223ZM59 225V224H58ZM191 225V224H190ZM193 225H194V223H193ZM198 225V224H197ZM196 225V226H197ZM47 226V225H46ZM53 226H54V224H53ZM236 226V225H235ZM238 226H240V225H238ZM48 227H50V226H48ZM55 227H56V225H55ZM203 227V226H202ZM215 227L216 228H218L219 229V231H220V237H222V236H224V232H223V230L221 229V228H219V227H217V225H215ZM60 228V227H59ZM108 228V227H107ZM110 228V227H109ZM193 227H191V229H192ZM195 228V227H194ZM193 228V229H194ZM204 228V227H203ZM234 228H236V227H234ZM45 229V228H44ZM47 229V228H46ZM54 229V228H53ZM202 229V228H201ZM50 230V229H49ZM60 230V229H59ZM123 230V229H122ZM121 230V228H119V227H111V229H110V235L111 236H113V243L112 244H110V245H107V246H104L103 244H101V243H99V240H97V241H95V243H97L96 245L98 246V248L99 249H101V251H102V254H103V258H104V260H105V263L106 264H128L129 262H136V263H141L143 260H144V256H143V251H142V249L141 248H138V247H136V246H133L132 244H128V243H117L116 242V240H117V238H118V234L122 231ZM198 230V229H197ZM249 230V231H250ZM45 231V230H44ZM57 231V230H56ZM62 231V230H61ZM52 232V231H51ZM55 232V231H54ZM59 232V231H58ZM57 232V233H58ZM63 232V231H62ZM44 233V232H43ZM46 233V232H45ZM59 233H61V232H59ZM193 233V232H192ZM63 234V233H62ZM61 234V235H62ZM66 234V233H65ZM64 234V235H65ZM189 234V233H188ZM262 234H263V241H264V231L262 232ZM42 235V234H41ZM186 235V234H185ZM190 235V234H189ZM195 235V234H194ZM248 235V234H247ZM45 236H47V235H45ZM49 236V235H48ZM53 236H54V234H53ZM63 236V235H62ZM176 236V235H175ZM184 236V235H183ZM244 236V235H243ZM28 238H29V236H27ZM55 237V236H54ZM58 237H60V236H58ZM64 237V236H63ZM177 237H179V236H177ZM20 238V237H19ZM27 238V239H28ZM43 238V237H42ZM51 237H49V239H50ZM193 238V237H192ZM196 238V237H195ZM242 238V237H241ZM24 239H25V237H24ZM27 239H25V240H27ZM39 239V238H38ZM37 239V240H38ZM63 238H61V239H59V240H62ZM29 240H31V239H28V241ZM53 240V243L56 241V240H54V239H52ZM58 240V239H57ZM59 240H58V243H60L59 242ZM65 240V239H64ZM18 241V240H17ZM16 241V242H17ZM24 241V240H23ZM40 241H41V239H40ZM39 240H38V242H40ZM49 241V240H48ZM51 241V240H50ZM63 241V240H62ZM243 242H244V240H242ZM52 242V241H51ZM65 242V241H64ZM234 242H236V243H239V244H241V239H236ZM32 243V242H31ZM42 243H43V241H42ZM42 243H40V244H42ZM70 243V242H69ZM252 243H253V245L255 244L256 246H259L258 244H256L255 242H253L252 241ZM23 244V243H22ZM26 243H24V245H25ZM244 244V243H243ZM43 245H45L44 243H43ZM46 245H47V243H46ZM50 245L52 246V244L50 243ZM64 245V244H63ZM198 245V244H197ZM60 246H62L61 244H60ZM241 246H242V244H241ZM41 247V246H40ZM40 247L39 248H37V249H40ZM59 247V246H58ZM239 247V246H238ZM245 247V246H244ZM253 247V246H252ZM55 248H56V246H55ZM240 248V247H239ZM246 248V247H245ZM19 249V248H18ZM36 249V250H37ZM50 250H51V248H49ZM48 249V250H49ZM58 249H60V247L58 248ZM65 249H66V245H65ZM252 249V248H251ZM256 249V248H255ZM43 250H45L46 251V249H44V247H43ZM47 250V251H48ZM53 250H54V248H53ZM52 250V251H53ZM61 250H62V248H61ZM247 250V249H246ZM51 251V253H53ZM56 251H57V248H56ZM63 251H64V249H63ZM241 251V250H240ZM245 251V250H244ZM244 251H242V253H244ZM37 253H38V251H36ZM49 252V251H48ZM57 252H59V251H57ZM45 253V252H44ZM237 253V252H236ZM241 253V252H240ZM245 253H249L250 254V249L248 248V250L245 252ZM35 254V253H34ZM41 254V253H40ZM54 254V253H53ZM51 255V254H50ZM55 255V254H54ZM44 257H45V255H43ZM49 256V255H48ZM52 256V255H51ZM50 256V257H51ZM36 257V256H35ZM41 257V256H40ZM237 257V256H236ZM240 257H242L241 258V263L242 264H264V249L263 250H261L260 252L258 251V253L257 254H255V255H253V254H250V256L248 255V256H246L245 254H244V256H242V255H240ZM37 258V257H36ZM43 258V257H42ZM49 258V257H48ZM45 259H46V257H45ZM238 260V259H237ZM43 260H41V262H42ZM44 261H46V260H44ZM43 261V262H44ZM48 261V260H47ZM39 262V261H38ZM37 262V263H38ZM43 262L42 263H40V264H43ZM34 264V263H33ZM39 264V263H38Z\"/></svg>", "mask_w": 264, "mask_h": 264}, {"label": "flooded vegetation", "instance_id": "af4514ba", "mask_svg": "<svg viewBox=\"0 0 264 264\" xmlns=\"http://www.w3.org/2000/svg\"><path fill=\"white\" fill-rule=\"evenodd\" d=\"M240 1H241L242 3L239 5L240 7H238V8H241V6L244 4V3H243L244 0H243V1L240 0ZM229 2H230V1L226 2L225 5H224V4H223V5H224L225 8L228 7V10L231 11V9H233L234 6L236 7L237 4H235V5H234V4L230 5ZM247 2H248V3H246V4H248V6H249L251 0H248ZM219 4H220V3H219ZM219 4H218V5H219ZM255 4H256V5H255V8L261 7V8H258V9H260V10H259L260 12H261V11L263 12V10H264V0H256V3H255ZM233 5H234V6H233ZM262 5H263V6H262ZM248 6H247V7H248ZM247 7H246V8H247ZM237 10H239V9H237ZM243 24L247 26V29H246V30H247V31H246L247 34H246V32H244L243 29H245V28H243V27H242V28H243L242 31H241V30H239V31H240L241 33H245V34L248 36V38L251 39V38H252L251 35H253V31H252V29L249 28L250 26H249L248 23H243ZM243 24H242V25H243ZM242 25H241V26H242ZM244 25H243V26H244ZM241 26H240V29H241ZM263 28H264V25H263ZM250 30H251V31H250ZM207 37H208V36H207ZM197 38L199 39L200 37H197ZM190 42L192 43L191 40H188V41H186L185 43L187 44V43H190ZM205 42H208V39H207V41H205ZM186 44H185V45H186ZM183 45H184V44H183ZM204 45H206V43H205ZM186 46H187V47H186ZM186 46H184V47H185L184 50H185V49L188 50V45H186ZM190 50H191V49H190ZM190 50H188V51H190ZM170 73H171V71H170ZM96 105H98V104H96ZM86 106H87V105H86ZM99 109H101V108H99ZM86 111H87V110H86ZM87 113H88V112H87ZM96 113H98V112L96 111ZM88 116L90 117L89 114H88ZM96 116H97V117H96ZM96 116H95V117H96V119L98 120V116L100 117V114H98V115L96 114ZM103 116H107V115H103ZM95 117H94V118H93V117H90V118H91L90 120L92 121V122L90 121V123H94L93 126H92V124H90V125H91L90 127H89V126H86V127H88V128L93 127V128H91V129H93V130L90 129V131H92V132L95 131V128H94V127L97 126V125H95V122H96V123L98 122L97 120H95ZM107 117H109V116H107ZM109 118H110V117H109ZM74 119H76L75 116H74ZM92 119H93L95 122H94ZM110 119H111V118H110ZM102 123H103V124H102ZM73 124H78V123L73 122L71 125H73ZM97 124H98V128L100 127V129H101V126H102V125H103L102 127H107V125L104 124V122H101V124H100V122H99V123H97ZM99 124H100V125H99ZM80 125H81V124H80ZM82 126L85 128V129H84V128H83V129H84V131H85L86 133L83 132L82 135H80L81 137H80V136H79V137L82 138V136H83L84 138H86L84 135L87 134V131H86V130L89 131V129H88V128L86 129L85 125H82ZM71 127L73 128V126H71ZM72 128H71V132H72ZM96 131H97L96 134H98L97 136H99V134H101V133H100V132L98 133V131H99L98 129H97ZM71 132H70L71 138H74V137H75V138H79L78 135L75 136L76 134L73 133V132H72V134H71ZM90 133H91V132H90ZM90 133H89V134H90ZM66 134L69 135L68 133H66ZM70 135H69V136H70ZM72 135H73L74 137H73ZM87 135H88V134H87ZM87 135H86V136H87ZM88 136H89V135H88ZM101 136H102V134H101L99 137H101ZM104 136H105V135H104ZM90 137H91V135H90ZM91 138H93V137H91ZM115 139H116V138H115ZM122 139H123V138H122ZM117 140H118V139L115 140V144H116V146H117ZM91 143L96 144L95 141H91ZM104 143H105V142H103V145H104ZM99 144L101 145L102 142H101V143L99 142ZM54 146L57 147L56 144H55ZM73 146H74V144H73V145L70 144V145L67 146V147H72V149L68 151L69 154L72 153V151H73V149H74ZM76 146H79V145H76ZM106 147H107V146H102V147H101L102 149H101V148H98V149H99V151L104 150V149L106 150ZM57 148H58V147H57ZM57 152H58L59 154H60V153H64V150H63V151L59 150V151H57Z\"/></svg>", "mask_w": 264, "mask_h": 264}, {"label": "crops", "instance_id": "0c3cea01", "mask_svg": "<svg viewBox=\"0 0 264 264\" xmlns=\"http://www.w3.org/2000/svg\"><path fill=\"white\" fill-rule=\"evenodd\" d=\"M228 1H229V0H225L224 3H225V2H228ZM224 3H223V4H224ZM217 6H218V5H217ZM209 8H210V7H209ZM208 10H209V9H208ZM196 17H197V16H196ZM209 34H210V33H209ZM209 34H208V35H209ZM161 37H162V36H161ZM161 37L158 36L157 39L160 40ZM155 39H156V36H155ZM161 40H163V37H162ZM161 40H160V41H161ZM218 40H219V39L215 40V42H216V43H214L215 45H218V42H219ZM214 44L212 45V48H213V49H212V56H213L212 58H216V57H218V56L220 57V56H221V53H220V52H222L224 49L222 50V48H221L219 45H218V46H215ZM154 47H155V46H154ZM154 47H152L153 50H151V53H153L152 51H155L154 53H156V52L158 53V49H159V53H160V54L163 53L164 56H168V57H170V58H171V57L176 58V57H174V56L178 55L177 57H178V58H181V61H182V62H185V61L188 59V60L185 62V63H188V64H192V63H189V62H193V61H195V60L192 61V59L190 60L189 58L179 57V56H180V55H179L180 52H181V55L187 53L185 50H184V51H181V50H180V52L177 54L176 52H173L174 49L172 50L170 47H169L170 49H168V48H164V49H168V50H170V52H167L168 50H163V49H161V48H158V49H157V48H154ZM204 47H205V45H204ZM214 47H217V49L214 48ZM218 48H220L221 50H220V49L218 50ZM154 49H155V50H154ZM215 49H216V50H215ZM160 50H161V51H160ZM162 51H163V52H162ZM164 51H166V52H164ZM171 51H172V52H171ZM174 51H175V50H174ZM187 51H188V50H187ZM215 51H216L217 54H218V53H220V54L217 55L216 53H214ZM171 53H172V54H171ZM163 54H162V55H163ZM175 54H176V55H175ZM182 58H183L184 60H185V59H186V60L183 61ZM216 59H217V58H216ZM193 63H194V62H193ZM163 64H164V63H163ZM171 67L178 68L177 65H175V66L173 65V66H171ZM208 67H209V66H207L206 69H207V71L210 72L211 70H209L210 68H208ZM197 69H201V68H197ZM187 70H188V71H191V68H190V67H187Z\"/></svg>", "mask_w": 264, "mask_h": 264}]
</instances>
